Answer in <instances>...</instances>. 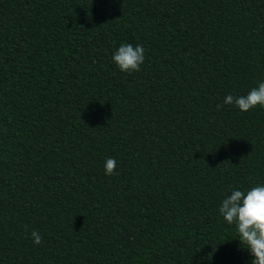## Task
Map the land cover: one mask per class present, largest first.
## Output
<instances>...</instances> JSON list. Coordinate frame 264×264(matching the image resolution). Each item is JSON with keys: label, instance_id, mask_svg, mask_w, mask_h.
I'll list each match as a JSON object with an SVG mask.
<instances>
[{"label": "trees", "instance_id": "16d2710c", "mask_svg": "<svg viewBox=\"0 0 264 264\" xmlns=\"http://www.w3.org/2000/svg\"><path fill=\"white\" fill-rule=\"evenodd\" d=\"M260 82L264 0H0V264H251L264 108L217 105Z\"/></svg>", "mask_w": 264, "mask_h": 264}, {"label": "clouds", "instance_id": "9594fccd", "mask_svg": "<svg viewBox=\"0 0 264 264\" xmlns=\"http://www.w3.org/2000/svg\"><path fill=\"white\" fill-rule=\"evenodd\" d=\"M112 60L121 72H139L145 60V48L139 44H121ZM224 105H233L241 112H248L256 107L264 108V82L258 83L247 95H227L223 104L217 105V109ZM116 166L114 158H107L104 164L105 175L116 174ZM219 213L224 221L235 226L240 245H244V249L252 257L251 264H264V185L251 187L246 192L233 189L222 200ZM31 237L35 245L42 243L43 238L38 231L32 230Z\"/></svg>", "mask_w": 264, "mask_h": 264}]
</instances>
